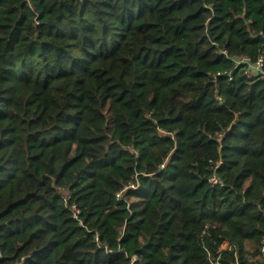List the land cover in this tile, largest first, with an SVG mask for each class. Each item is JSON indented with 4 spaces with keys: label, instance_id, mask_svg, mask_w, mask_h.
Listing matches in <instances>:
<instances>
[{
    "label": "trees",
    "instance_id": "trees-1",
    "mask_svg": "<svg viewBox=\"0 0 264 264\" xmlns=\"http://www.w3.org/2000/svg\"><path fill=\"white\" fill-rule=\"evenodd\" d=\"M241 58L264 0H0V264H264Z\"/></svg>",
    "mask_w": 264,
    "mask_h": 264
},
{
    "label": "built area",
    "instance_id": "built-area-1",
    "mask_svg": "<svg viewBox=\"0 0 264 264\" xmlns=\"http://www.w3.org/2000/svg\"><path fill=\"white\" fill-rule=\"evenodd\" d=\"M237 63H245L249 66L247 73L249 75L255 74L258 75L261 80L264 81V70L262 69V58H259L256 63L250 64L249 61L246 58H241L237 61ZM209 182L212 185H216L219 183L216 177L212 176L209 178ZM260 254L264 259V241L262 243V246L260 248Z\"/></svg>",
    "mask_w": 264,
    "mask_h": 264
}]
</instances>
